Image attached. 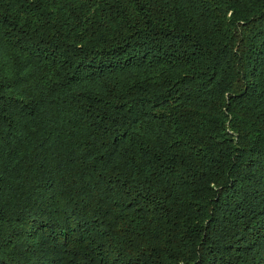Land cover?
<instances>
[{"label":"trees","instance_id":"obj_1","mask_svg":"<svg viewBox=\"0 0 264 264\" xmlns=\"http://www.w3.org/2000/svg\"><path fill=\"white\" fill-rule=\"evenodd\" d=\"M0 264H264V0H0Z\"/></svg>","mask_w":264,"mask_h":264}]
</instances>
